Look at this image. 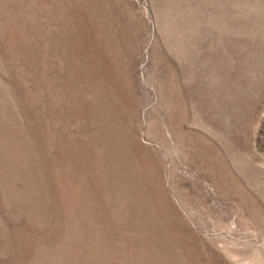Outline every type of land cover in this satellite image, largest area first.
I'll return each mask as SVG.
<instances>
[{
  "label": "rangeland",
  "instance_id": "obj_1",
  "mask_svg": "<svg viewBox=\"0 0 264 264\" xmlns=\"http://www.w3.org/2000/svg\"><path fill=\"white\" fill-rule=\"evenodd\" d=\"M0 264H264V0H0Z\"/></svg>",
  "mask_w": 264,
  "mask_h": 264
}]
</instances>
